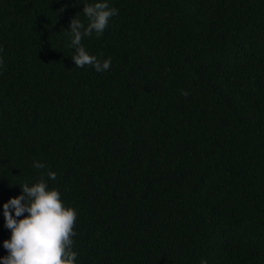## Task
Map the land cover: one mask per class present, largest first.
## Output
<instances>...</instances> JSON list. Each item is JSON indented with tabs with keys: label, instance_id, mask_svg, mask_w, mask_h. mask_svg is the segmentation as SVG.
<instances>
[{
	"label": "trees",
	"instance_id": "1",
	"mask_svg": "<svg viewBox=\"0 0 264 264\" xmlns=\"http://www.w3.org/2000/svg\"><path fill=\"white\" fill-rule=\"evenodd\" d=\"M95 2L0 0V256L44 179L77 264H264V0H108L103 73L66 34Z\"/></svg>",
	"mask_w": 264,
	"mask_h": 264
},
{
	"label": "clouds",
	"instance_id": "2",
	"mask_svg": "<svg viewBox=\"0 0 264 264\" xmlns=\"http://www.w3.org/2000/svg\"><path fill=\"white\" fill-rule=\"evenodd\" d=\"M82 11L88 23L73 17L66 29L75 50L71 58L76 67L91 66L97 73L106 72L111 67V58L98 59L86 50L82 40L93 33L102 35L110 19L118 15V9L110 7L108 0H96L86 4ZM33 166L44 167L39 161ZM47 177L55 181L56 173L49 171ZM19 187L21 194L2 205L4 227L10 230V237L3 241L7 254L0 256V264H77L78 252L74 250L73 239L77 209L67 206L60 191L49 188L44 179Z\"/></svg>",
	"mask_w": 264,
	"mask_h": 264
}]
</instances>
